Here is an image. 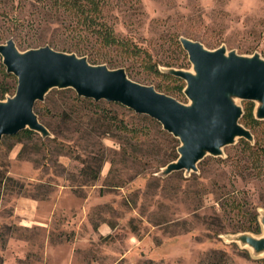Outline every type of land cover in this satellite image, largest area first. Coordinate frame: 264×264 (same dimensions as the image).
<instances>
[{
  "label": "rangeland",
  "instance_id": "374dc122",
  "mask_svg": "<svg viewBox=\"0 0 264 264\" xmlns=\"http://www.w3.org/2000/svg\"><path fill=\"white\" fill-rule=\"evenodd\" d=\"M107 38H106V37ZM264 60V0H0V44L49 46L188 103L179 37ZM16 78L0 56V100ZM33 111L50 134L0 140V264H264L227 235L259 234L264 122L241 102L254 136L205 157L197 173H157L179 142L116 103L52 89Z\"/></svg>",
  "mask_w": 264,
  "mask_h": 264
},
{
  "label": "water",
  "instance_id": "95a60500",
  "mask_svg": "<svg viewBox=\"0 0 264 264\" xmlns=\"http://www.w3.org/2000/svg\"><path fill=\"white\" fill-rule=\"evenodd\" d=\"M190 70L160 67L161 74L184 81L188 103L129 79L125 69L90 65L86 57L61 53L49 46L20 52L14 40L0 44L6 73L16 78L12 96L0 100V140L28 130L50 136L39 123L33 108L52 89H71L79 98L116 103L136 115L157 121L162 130L178 140L177 158L157 175L166 178L176 172L197 173L205 157H224L225 146L244 139L250 145L254 136L241 123V102L254 104L252 116L264 122V60L259 54L241 56L223 46L209 50L199 42L179 37ZM259 234L242 232L227 235V242L249 250L252 257L264 258V210H258Z\"/></svg>",
  "mask_w": 264,
  "mask_h": 264
},
{
  "label": "trees",
  "instance_id": "16d2710c",
  "mask_svg": "<svg viewBox=\"0 0 264 264\" xmlns=\"http://www.w3.org/2000/svg\"><path fill=\"white\" fill-rule=\"evenodd\" d=\"M106 37V36H105ZM107 38V37H106ZM168 76V75H167ZM253 107H254V104H253ZM253 107H252V110H253ZM251 116H252V111H251ZM253 117V116H252ZM257 121V120H256ZM259 122V121H258ZM26 132H28V133H31L30 131H28V130H25Z\"/></svg>",
  "mask_w": 264,
  "mask_h": 264
}]
</instances>
